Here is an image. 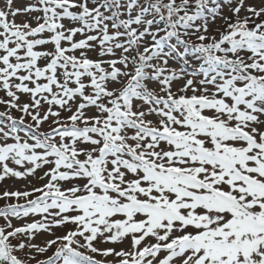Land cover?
<instances>
[{
    "label": "snow or ice",
    "instance_id": "snow-or-ice-1",
    "mask_svg": "<svg viewBox=\"0 0 264 264\" xmlns=\"http://www.w3.org/2000/svg\"><path fill=\"white\" fill-rule=\"evenodd\" d=\"M0 109V264H264V0H0Z\"/></svg>",
    "mask_w": 264,
    "mask_h": 264
},
{
    "label": "rangeland",
    "instance_id": "rangeland-1",
    "mask_svg": "<svg viewBox=\"0 0 264 264\" xmlns=\"http://www.w3.org/2000/svg\"><path fill=\"white\" fill-rule=\"evenodd\" d=\"M2 110V109H0ZM14 115H19V113H14ZM16 186H19V187H23L24 186V182H15V181H12V180H9L7 181L4 185H0V189L4 188V187H16ZM3 202H0V204H2ZM31 218H29V222H30ZM25 221H20L19 223H24ZM15 223V221H14ZM47 236L46 235H40L38 236L37 240L35 241L36 243H42L44 239H46ZM51 254V252L49 253ZM40 259H43L44 257H39Z\"/></svg>",
    "mask_w": 264,
    "mask_h": 264
}]
</instances>
